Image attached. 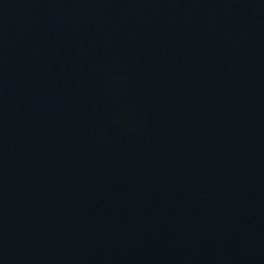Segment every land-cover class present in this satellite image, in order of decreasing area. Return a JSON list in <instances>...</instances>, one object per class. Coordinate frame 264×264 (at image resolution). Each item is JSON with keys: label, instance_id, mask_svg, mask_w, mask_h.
I'll list each match as a JSON object with an SVG mask.
<instances>
[{"label": "water", "instance_id": "water-1", "mask_svg": "<svg viewBox=\"0 0 264 264\" xmlns=\"http://www.w3.org/2000/svg\"><path fill=\"white\" fill-rule=\"evenodd\" d=\"M41 260L264 264V0H0V264Z\"/></svg>", "mask_w": 264, "mask_h": 264}, {"label": "bare ground", "instance_id": "bare-ground-1", "mask_svg": "<svg viewBox=\"0 0 264 264\" xmlns=\"http://www.w3.org/2000/svg\"><path fill=\"white\" fill-rule=\"evenodd\" d=\"M53 39V38H52ZM28 43V41L27 42H23L22 44L23 45H26ZM56 42L54 41V44H55ZM39 46V40L37 39V38H33L32 40H31V42H30V48H31V51L32 50H34L36 47H38ZM42 52H44V50H43V44H41L40 46H39V48H38V53H42ZM209 138H212L211 136H208ZM199 140H201L202 141V139H199ZM203 143H207L208 141H202ZM242 148V147H241ZM224 148L223 147H220V150H223ZM239 160H241V162H242V164H243V169L242 170H240L239 172H240V174H241V177H242V182H243V184L245 183V179H244V175H245V172L247 171V169H249L248 168V166H247V164L248 163H250V161H249V159L245 156V155H243V158L241 159V156H239V158H238ZM244 160V161H243ZM14 165H13V163H9V166L7 167V168H5V171L6 172H13L14 171V167H13ZM212 166H213V164H212ZM155 168V167H154ZM250 168H251V170H253V171H256L257 169L256 168H253L252 166H251V164H250ZM245 191L246 192H248L246 189H245ZM40 217V213H39V215L38 216H36L35 218H34V220L32 219V221L31 222H23V225L21 226V229H24L27 233H29L30 235H33V240H38V238H37V234H36V227H35V224H36V219H38ZM43 229H38V232H41ZM36 264H43V260H41V261H36Z\"/></svg>", "mask_w": 264, "mask_h": 264}]
</instances>
